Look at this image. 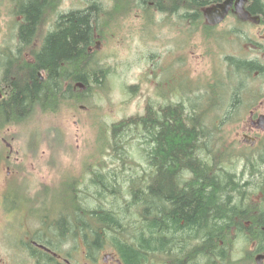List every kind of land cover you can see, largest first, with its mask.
<instances>
[{"label":"trees","instance_id":"16d2710c","mask_svg":"<svg viewBox=\"0 0 264 264\" xmlns=\"http://www.w3.org/2000/svg\"><path fill=\"white\" fill-rule=\"evenodd\" d=\"M11 2L15 43L0 49V90L7 96L0 127L80 103L92 85H103L109 69L96 57L95 35L103 39L114 12L129 7L124 0L113 9L88 0L62 12L57 0ZM229 61L225 78L203 88L207 96L147 101L142 114L111 123L104 153L115 166L95 163L85 183L73 177L72 211L65 226L54 220V231L81 235L95 249L107 241L127 264H253L255 254H264V150L234 149L233 157L226 145L225 128L242 119L239 109L252 97L242 85L251 65ZM123 134L134 135L139 160ZM249 243L253 249L245 250ZM234 246L245 250L240 260Z\"/></svg>","mask_w":264,"mask_h":264},{"label":"rangeland","instance_id":"374dc122","mask_svg":"<svg viewBox=\"0 0 264 264\" xmlns=\"http://www.w3.org/2000/svg\"><path fill=\"white\" fill-rule=\"evenodd\" d=\"M99 1L110 8L109 0ZM85 4L86 0H62L57 8L67 12ZM12 6L11 0H0V49L12 47L15 43L12 24L16 16L12 13ZM123 14L124 10L118 14V19ZM158 23L164 24L162 30H157L156 27H160ZM119 24L115 26L112 23L97 51L96 57H101L100 66L109 69L103 85H92V90L82 97L80 103L65 104L57 112L37 110L21 124L10 123L0 127V163L6 154L2 144L5 143L2 141L4 139L12 147L10 159L6 162L18 169L16 187L23 190L20 194H23L25 200L38 203L39 198L42 199L44 195L34 194L42 191L43 185H47L50 192L46 194L47 199L43 204L46 202L48 210L52 212V221L59 219L60 222L63 219L61 226H65V215L71 213L74 203L68 191L73 177L83 178L85 183L88 176L86 172L92 165L95 167V163L103 162L107 167L116 164L114 159L104 153L107 151L106 138L110 136L111 123L141 114L147 101L158 106L168 104L169 101L188 99L183 95L191 92L189 86L205 88L207 84L215 82V76H226L230 58L246 57L243 39L236 35L218 38L216 36L221 35L214 33V39L209 37L203 40V37H198L200 32H194L189 40L190 28L185 23L177 25L171 20H156L151 27L145 23L143 27L141 19L127 16ZM180 29V32L176 31ZM248 79L251 80V77ZM230 82L235 86L238 79L231 77ZM244 85L249 90V83L244 81ZM222 88L224 90L227 87L224 84ZM256 97H248L239 109L238 118L241 114L242 119L225 128L226 145L229 148L230 142L237 140L240 131L246 129L248 110L253 107ZM124 134L120 136L123 145L139 160L140 149L137 150V145L132 141L134 135ZM241 147L233 145V157L237 154L234 149ZM15 158L19 160L16 161ZM13 161H16V167L13 166ZM1 173L0 165V189L3 187ZM45 181H48L47 184ZM27 187L31 191H39L28 193L25 191ZM20 194L15 196L18 206L12 208L20 210L27 206ZM10 198L7 205L11 207ZM77 236L78 234L74 238ZM103 245L109 250L110 243L104 241ZM235 246L233 258L239 260L244 257L245 250L253 249L250 243L244 251ZM261 261L264 264V257ZM248 262L250 264L249 260ZM254 262L255 260L253 264ZM163 263L168 264V261ZM152 264L158 262L154 260Z\"/></svg>","mask_w":264,"mask_h":264},{"label":"flooded vegetation","instance_id":"af4514ba","mask_svg":"<svg viewBox=\"0 0 264 264\" xmlns=\"http://www.w3.org/2000/svg\"><path fill=\"white\" fill-rule=\"evenodd\" d=\"M57 1L60 4L62 0ZM124 1L126 6H129L125 8H128V12H124L120 19H118V11L114 12L115 26H119L122 19L127 16L141 19L143 27L144 23L150 24L151 27L156 20L167 22L171 20L177 25L181 23L188 25L189 40L194 32H200L198 37H203V40L209 37L214 39V33L221 35L216 36L218 38L224 35H236L243 39L245 48L243 52L246 57L242 60L251 65V80L248 79L250 76L246 77L249 90L244 93L247 96L257 97L253 107L248 110L246 129L240 131L237 140L230 142V147L232 149L233 145L242 146L239 148L240 151L253 152V154L262 152L264 150V0ZM117 2L118 0H109L112 9ZM223 12L225 13L222 15ZM158 24L160 27H156L157 30H162L164 24ZM176 31L180 32L181 29ZM95 36L97 38L99 35ZM89 50L92 51V47ZM189 90L191 92L183 96H189L188 98L207 96L202 88L203 91L199 92L200 88L196 89V85L189 86ZM5 98L6 96H0V101ZM2 141L5 142L1 143L5 146L6 154L0 163L3 181V187L0 189V264H127L114 247L109 246V250H106V245H103L95 249V246L89 247L81 235L74 238L54 231L53 214L48 210L46 202L45 205L43 204L50 189L44 186L42 191L35 189L31 191V188L27 187L26 192L39 191L34 195L44 196L42 199L39 198L38 203L25 200L23 194H20L23 190L16 187L18 169L12 168L6 162L12 153L11 144L4 139ZM16 161H13L14 167L17 165ZM47 182L45 181L46 184ZM17 194H20L24 204L27 205L25 209L12 208L18 206L17 198L15 199ZM9 197H11V207L7 205ZM156 261L158 264H164L162 259Z\"/></svg>","mask_w":264,"mask_h":264},{"label":"water","instance_id":"95a60500","mask_svg":"<svg viewBox=\"0 0 264 264\" xmlns=\"http://www.w3.org/2000/svg\"><path fill=\"white\" fill-rule=\"evenodd\" d=\"M264 257V255H262V254H257L256 256H255V264H262V258Z\"/></svg>","mask_w":264,"mask_h":264},{"label":"bare ground","instance_id":"6f19581e","mask_svg":"<svg viewBox=\"0 0 264 264\" xmlns=\"http://www.w3.org/2000/svg\"><path fill=\"white\" fill-rule=\"evenodd\" d=\"M94 43H95V41H94ZM99 58V57H98ZM74 88H79L80 90H83L84 89V85L82 84V83H80V82H76L75 84H74ZM7 97V96H6ZM145 139V138H144Z\"/></svg>","mask_w":264,"mask_h":264}]
</instances>
